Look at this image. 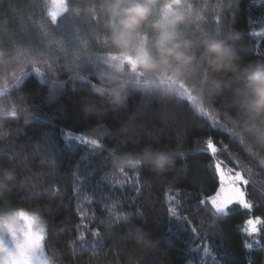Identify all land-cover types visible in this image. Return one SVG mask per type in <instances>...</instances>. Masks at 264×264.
I'll list each match as a JSON object with an SVG mask.
<instances>
[{
  "label": "trees",
  "instance_id": "1",
  "mask_svg": "<svg viewBox=\"0 0 264 264\" xmlns=\"http://www.w3.org/2000/svg\"><path fill=\"white\" fill-rule=\"evenodd\" d=\"M194 2L192 9L177 18L173 25L181 39L191 41L189 55L194 58L192 62L156 72H145L141 69L142 71L137 70L132 75L126 72L125 64L123 68L115 67L116 61L134 60L113 46L107 16L94 8L91 2L69 0L66 13L82 25L79 26V31L73 32L71 39H68L67 35L52 28V24L45 23L43 0H0V52L5 54L4 63L0 64V100L7 103L11 112L10 117L0 118V167H7L14 177L12 180L0 179V187L6 199H9L7 193H12L10 199L13 207L5 208V205L4 211L18 208L26 211L39 210L45 222L48 221L49 218L43 212L53 195L51 178L44 177L34 182L32 190L43 191L46 194L44 197L32 200L24 199L23 194L18 195L20 177L17 173L23 172L27 175L29 171L27 162L21 159L18 145L20 142L30 145L42 140L45 133H53L61 150L58 158L60 171L67 172L79 156L87 154L88 148L84 144L77 145L73 140L75 151L71 152L61 137L62 130L74 135H84L85 139L93 138L88 134L92 126L78 116L77 100L80 96H85L88 101H96L84 103L81 111L85 118L91 116L102 125L103 117L109 109L119 112L125 108L128 95L134 89L135 94L152 104L154 112L161 117L155 129L163 131L164 139L175 142L176 135H184L185 149L195 150L203 147L202 144H197V141L213 136L229 147L228 152L219 153L222 159L238 160L241 169L249 174L257 171L264 173V122L250 117L249 111L246 110L249 107L250 90L249 81L243 74V69L249 65L264 64V59H259L264 56V6L258 5L256 0H237L236 11L228 13L229 27H233L241 35L240 38L229 39L227 34L217 27L221 16L224 15L220 7L223 0ZM150 9L153 16L152 12H156V16L154 20L149 17V25L160 21L159 13L163 11L159 3L153 4ZM146 27L148 23L136 34L135 42H142L144 46L151 47L145 41L150 38L151 44L155 33L149 30L147 34ZM245 46L249 49L248 52ZM208 48L220 52L223 59L237 65L241 71H213L209 65L210 58L206 55ZM33 69L43 73L49 82L48 88L38 82V77L31 72ZM85 70L92 74L87 83L69 81L61 95L51 101L48 99L50 89L59 87L67 76H80ZM28 72L26 84L22 89L21 78ZM73 86L81 91L73 92ZM24 92L29 95L26 96ZM33 104L36 105L35 118L30 107ZM198 111L205 113L208 119L216 122L228 134L213 131L208 126V121L197 114ZM17 112L24 115L15 118ZM25 115L27 119L24 118ZM166 116H175L177 120L173 123L166 119ZM121 124L122 127L114 130L110 139L103 143L109 147L117 141L137 145L140 143V137L153 130L140 120L122 121ZM16 125L22 129L19 140L16 139ZM172 148L176 150L174 163L163 171L154 169L148 163L116 170L111 167L113 158L129 150L122 149L115 153L109 151L104 154L108 157L107 171L110 182L117 185V192L123 191L127 197L132 196L131 185L135 181V174L142 168H150L159 177L154 180L157 188L153 197L149 195V185H145L141 192V199H153L152 204L140 209L146 216L144 230H133L129 235L127 230L134 224V210L110 205L112 215L99 216L96 221L97 225L102 226L98 235L104 242L103 247L93 250L83 249L78 245L65 246L62 241L73 240L77 235L65 228L51 234L52 244L47 245V252L51 257L59 264H145L144 258L153 251L154 238L159 241L154 253L159 264H185L187 260H192L193 264H216L215 259L222 264H248V254L242 247V240L246 237L239 227H242L248 216H264V197L250 188L252 202L256 207L247 212L234 206L231 214L220 221L224 229V245L221 244V237L213 235L211 230L202 233L205 239L194 242L191 232L175 222L166 229L164 224L169 219V205L165 201L164 193L172 176L181 177L175 186L183 185L184 191L191 193L185 200V207H193L201 195H210L215 189L212 172L207 168L213 159L210 155L192 151V154L186 157L179 144ZM185 162L188 164L187 172H179L178 169ZM50 167V163L41 159L31 171H46ZM102 174V171L97 172L96 176ZM185 176L193 178L187 185H184ZM120 184L125 187L121 189ZM71 195L69 189L64 197V203L69 207H72L68 200ZM81 205L85 211L99 212L98 208L90 206L83 199ZM68 215L65 214V217ZM204 216V211L191 213L192 219L203 220ZM71 220L73 223L77 222L74 212L71 213ZM215 220V213H212L205 220V228ZM261 229L260 238L264 241V225H261ZM81 231L86 232V229L82 228ZM145 232H149L153 238ZM92 239L87 238L88 242H92ZM198 245L209 246L215 259L212 254L204 253ZM226 247L232 255L230 252L226 253ZM125 248L128 250L125 251ZM117 250L120 253L118 260L115 255ZM262 251V246L254 245L251 253L252 264H260Z\"/></svg>",
  "mask_w": 264,
  "mask_h": 264
},
{
  "label": "snow or ice",
  "instance_id": "2",
  "mask_svg": "<svg viewBox=\"0 0 264 264\" xmlns=\"http://www.w3.org/2000/svg\"><path fill=\"white\" fill-rule=\"evenodd\" d=\"M236 5L237 0H223V3L220 5L224 15L221 16L217 27L222 33L227 34L229 39L232 37L240 38L241 35L233 27H229L228 13L229 11L235 12ZM51 22L56 30L67 35L68 39H71L73 30L79 31L74 18L68 15L63 7L55 13V18ZM245 50L247 52L249 51L246 46ZM259 59H264V56H261ZM31 72L35 73L41 85L48 88L49 82L40 70L33 69ZM28 74L29 72L25 73L21 78L20 87L22 89L26 84L25 78ZM65 75L67 76L66 73ZM91 75V73L85 70L80 76H67V79L59 87H54L49 90L48 99L51 101L61 95L67 88L69 81L78 80L85 84ZM72 91L78 92L81 90L73 86ZM24 94L26 96L29 95L25 92ZM86 102L95 103L96 101H88L85 96H80L77 100L79 108L78 116L81 120L88 122L92 126L89 128L88 134L93 138L86 140L84 135H74L67 130H62L61 132L65 146L71 152L75 151L72 146L73 140L86 145L88 148L87 154L79 156L67 172L60 171L58 158L61 150L54 139L53 133H45L42 140L35 141L30 145L23 142L19 143L18 147L20 149L21 159L27 162L29 171L27 175L23 172L17 173L20 177L18 195L23 194L24 199L32 200L44 197L46 194L43 191L36 192L32 190L34 188V182L42 180L44 177L51 178L52 184L50 187L53 195L49 198L47 207L43 212L49 218L47 222L43 221L41 216L37 214L39 210L32 212L22 210L17 214V217L10 218L13 220L19 218L21 226L17 228L13 223L7 224L6 227L9 229L7 239L4 238V234L0 233V245H3L2 254H0V264H40V259H42L41 251L43 250L46 253L47 245L52 244L51 234L60 232L65 228L77 234L73 240L62 241L65 246L78 245L80 248H92L93 250L103 247L104 242L99 239L98 235L102 226L97 225L96 221L99 216L110 217L112 215L109 210L110 205L120 208H132L134 210L132 211L134 224L130 225L127 230L129 235L133 230H144L143 223L146 221V216L140 209L152 204L153 199H141V192L145 185H149L151 186L149 195L153 197L154 190L157 188L154 180L159 177L150 168L144 167L135 174V181L131 185L133 190L131 197L125 196L123 191L117 192V185L110 182L108 177V157L104 154L109 151L113 153L121 151L122 149L138 151L145 146L168 149L179 144L181 151L186 157L191 155L192 151H196L206 153L213 158L212 163L207 165L215 181V189L212 194L207 196L201 195L198 203H195L193 207H185V200L191 196V193L184 191L183 185L175 186L176 182L181 180L179 175H174L170 178L169 186L164 193L165 201L169 205V219L165 222L164 227L166 229L170 228L173 222H175L184 227L185 230L191 232V239L194 242L205 239L202 233L211 230L213 235L221 237V244L224 245V229L221 227L220 221L231 214L234 206L247 212H251L256 207L252 202L250 188L264 197V173L257 171L249 174L241 169L238 160L229 159L226 161L222 159L219 153L229 151V147L222 140L208 136L204 140L197 141V144H202L203 147L188 150L184 147V135H176L175 142L171 139H164L163 131H157L155 129V125L160 123L161 117L154 112L152 104H149L147 100L135 94L134 89L128 95L125 108L119 112L109 109L107 115L103 117L102 125L91 116L87 118L83 116L81 108ZM30 107L33 109V117L35 118L36 112L34 109L36 105L33 104ZM197 114L208 121V126L213 131H221L225 135L228 134L216 122L208 119L202 111H198ZM165 118L173 123L177 120L175 116H166ZM136 120L142 121L146 127H152L153 129L151 132L140 137L139 144L132 145L126 141H117L115 145L109 147L103 143L110 139L114 130H119L122 127V121L135 122ZM16 128V139L19 140L22 129L19 125H16ZM41 159L50 163V169L41 172L31 171L37 167V161ZM187 169L188 164L185 162L178 171L187 172ZM101 171L103 174L97 177V172ZM192 179L190 176H185L184 185H187ZM119 187L123 189L125 185L120 184ZM69 189L72 195L68 196V200L72 203V207L64 203V197L67 196ZM11 196V192L7 193L9 199L0 195V204L7 202L5 208H12ZM81 199L87 201L90 206L94 205L99 209V212L94 210L85 211L81 205ZM201 211L205 212L203 220L191 218L192 212L199 213ZM72 212L75 213L76 223H73L71 220ZM212 213H215L216 220L214 223H209L207 228H205V220ZM65 214L69 215L65 217ZM261 225H264V216H248L243 221L242 227H239V230L246 237V239L242 240V247L248 254L246 256L248 264H252L251 253L254 250V245H260L264 248V241L260 238L262 232ZM82 228L86 229V232L81 231ZM121 231H124L123 226ZM145 234L153 238L149 232H145ZM88 237L93 238L92 242H88ZM158 244L159 241L153 238V251L144 258L145 264H159L158 258L154 255L157 251ZM198 246L202 247L204 253L212 254L214 258V252L209 246ZM127 250L125 248V251ZM193 250L195 251V249ZM229 252L230 250L226 247V253ZM115 255L118 260L120 255L118 250L115 251ZM215 262L216 264H222V262L216 259ZM185 264H193V261L187 260ZM260 264H264V251L261 252Z\"/></svg>",
  "mask_w": 264,
  "mask_h": 264
},
{
  "label": "clouds",
  "instance_id": "3",
  "mask_svg": "<svg viewBox=\"0 0 264 264\" xmlns=\"http://www.w3.org/2000/svg\"><path fill=\"white\" fill-rule=\"evenodd\" d=\"M100 12L107 16V25L111 29V43L125 55H130L137 65L145 72H156L173 68L181 63L190 64L194 59L189 55L191 41L183 40L180 34L173 29L177 19L168 21H155L151 23L155 36L151 47L136 43V34L149 22L151 9L147 0H101ZM209 56V65L213 71H241L235 64H230L222 58L220 52L213 48L206 50ZM5 54L0 52V64L4 63ZM233 59H235L233 57ZM248 79L250 100V117L264 122V64H252L243 69ZM88 114V113H86ZM24 113L17 112L15 118ZM11 116L10 109L5 101L0 100V118ZM25 119L28 117L25 115ZM176 150L174 148H153L145 146L139 151H126L117 154L111 167L116 170L128 166H138L143 163L150 164L154 169L163 171L174 163ZM0 179L12 180L13 174L7 167H0Z\"/></svg>",
  "mask_w": 264,
  "mask_h": 264
},
{
  "label": "rangeland",
  "instance_id": "4",
  "mask_svg": "<svg viewBox=\"0 0 264 264\" xmlns=\"http://www.w3.org/2000/svg\"><path fill=\"white\" fill-rule=\"evenodd\" d=\"M45 3V18H43L45 20V23L48 22L50 24H52V19L55 18V13L61 8L63 7L66 12L68 11V7H69V0H43ZM87 2H91V5L94 6V8H97L99 11V5L101 3V0H86ZM149 7H152L153 4L159 3L162 8L163 11H161L159 13L160 15V21H168L170 19H177L179 18L182 14L185 15V12H188L192 9L193 4L195 3L194 0H147ZM256 3L258 5H263L264 6V0H256ZM151 4V5H150ZM156 11V8H155ZM154 14V16H156V12H152ZM74 14V13H72ZM152 14L150 15V18H152L154 20V17ZM76 23V27L79 28L80 25H82V23ZM187 24V23H186ZM49 25V24H48ZM53 25V24H52ZM54 26V25H53ZM39 29L40 25H38ZM54 29V27H52ZM146 29L148 30L147 34H149V30L153 29L151 28V24L149 25L148 22V27H146ZM42 32V30H41ZM73 32H77L76 30H73ZM71 33V34H72ZM148 37H151L148 35ZM147 41H145L148 45H151L149 43L150 38H146ZM149 47V46H147ZM115 62V61H112ZM111 63V60H110ZM127 66V70L126 72H128V74H134L136 73L137 70L142 71L140 67H137V63H135L134 61H128V60H123L120 62H115V67L117 68H123V65ZM91 139V138H88ZM87 140V139H86ZM76 141V140H75ZM77 145H80L81 143H79L78 141L75 142ZM0 195L4 196L3 191L1 190L0 187ZM7 203V202H6ZM5 204H0V233L4 234V238L7 239L8 238V232L9 229L6 227L7 224L9 223H13L17 228H19L21 226V221L19 220V218L16 219H10L13 217H17V214L22 211L23 209H14V210H8V211H4V206ZM26 211V210H23ZM28 212H32V211H28ZM38 215L41 216V214L38 212ZM41 219L43 221L44 218L41 216ZM2 248L3 245H0V254H2ZM41 257L42 259H40V264H59L57 263L48 252H43V250L41 251Z\"/></svg>",
  "mask_w": 264,
  "mask_h": 264
}]
</instances>
